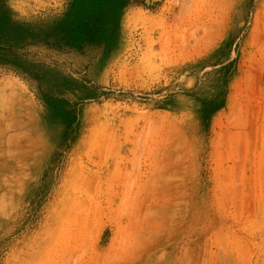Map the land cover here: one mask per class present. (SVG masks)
Returning a JSON list of instances; mask_svg holds the SVG:
<instances>
[{
    "label": "rangeland",
    "instance_id": "rangeland-1",
    "mask_svg": "<svg viewBox=\"0 0 264 264\" xmlns=\"http://www.w3.org/2000/svg\"><path fill=\"white\" fill-rule=\"evenodd\" d=\"M0 264H264V0H0Z\"/></svg>",
    "mask_w": 264,
    "mask_h": 264
}]
</instances>
